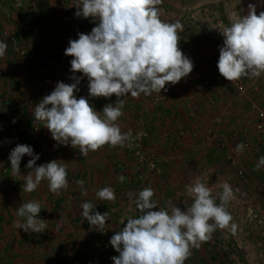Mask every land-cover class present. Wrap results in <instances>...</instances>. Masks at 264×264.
Here are the masks:
<instances>
[{"label": "crops", "instance_id": "obj_1", "mask_svg": "<svg viewBox=\"0 0 264 264\" xmlns=\"http://www.w3.org/2000/svg\"><path fill=\"white\" fill-rule=\"evenodd\" d=\"M1 1L0 41L8 47L0 57V168L10 164L9 143L16 140L20 144L24 137L29 141L27 132L32 126L39 127L41 138L35 148L38 142L40 147L52 139L43 122L29 115H33L34 107L45 96L44 91H53L58 82L70 84L75 82L71 79L73 75L80 77L79 90L74 94L77 98H87L98 112H102L105 105L117 102L115 95L110 98L89 96L87 77L72 73L73 57L64 54L70 39H78L79 33H90L98 23L94 20L86 30L68 25L67 17L76 16L78 0H27L20 9L13 7V0ZM250 3L256 5L257 14L264 11V0H161L157 6L160 19L183 26L179 32V48L193 62V71L175 85L166 84V90L162 89L161 93L122 97L125 100L123 115L116 122L122 133L147 131L145 147L157 155L158 170L150 173L137 168L123 146L105 145L86 156L70 144L65 146L56 160L67 167L66 190L54 194L49 190L48 181L43 180L31 193L8 197L0 193L2 264H114L111 258L119 253L101 246L98 228L90 226L81 215L82 203H92L93 214L107 212L104 227L112 237L122 230V220L142 214L130 201L129 193L138 195L139 191L150 187L160 208L167 210L171 202L183 211L190 206L185 202L192 203L186 185L201 178V172L224 168L226 163L232 169L242 168L245 174L253 170L249 164L257 161L246 155L250 152L238 151L237 145L244 141H249L252 148L263 144V136L254 129L255 116L250 107L264 105V74L258 78L244 76L233 82L222 77L217 63L223 36L216 28L221 22L230 25L231 15H246ZM193 16L196 21L192 29L189 25ZM22 23L39 28L40 37L19 32ZM5 29L17 32L27 51L25 58L12 52L3 35ZM57 52L55 63L47 67L42 61ZM241 84L245 86L243 92L238 91L237 86ZM26 100L29 105L17 110L16 105ZM17 111L26 115H17ZM26 145L32 147L31 143ZM262 147L264 150V144ZM39 159L48 163L41 153ZM27 162L25 155L20 163V170L24 171L18 177L11 167L7 175L0 177V191L3 184L13 185L15 180L22 190L24 176L28 174ZM263 173L264 170L258 174L263 176ZM120 176L124 177L123 182L118 179ZM80 180L84 181L83 187L77 183ZM214 180L219 181V177ZM103 187L114 190V201L99 200L96 192ZM29 201L41 205L38 218L47 224L44 232H25L15 227L16 209Z\"/></svg>", "mask_w": 264, "mask_h": 264}, {"label": "clouds", "instance_id": "obj_2", "mask_svg": "<svg viewBox=\"0 0 264 264\" xmlns=\"http://www.w3.org/2000/svg\"><path fill=\"white\" fill-rule=\"evenodd\" d=\"M161 0H78L75 15L98 20L88 34L79 33L78 39H70L65 55L70 61L72 73H82L88 79V94L91 97H117V102L104 106L98 112L88 99L74 94L78 91L80 77L73 75L74 83L58 82L54 90L36 104L35 121L43 122L58 144L78 148L82 156L97 151L105 145L123 146L129 133H122L116 123L123 115L125 100L131 95L161 93L166 84H177L193 71V62L179 48V22L168 23L160 19ZM230 25L221 22L216 28L223 36L217 68L222 77L233 82L244 76L258 78L264 74V11L256 12V5H248L243 16L231 15ZM7 44L0 41V57ZM15 122V121H13ZM244 145H237L243 151ZM27 155L22 191H35L43 180L49 190L59 195L68 187V172L65 164L52 160L36 166L39 155L33 148L18 144L10 151V167L20 174V163ZM264 165V156L257 163V170ZM120 182L124 177H118ZM77 183L83 187L84 181ZM186 193L192 198L190 206L181 210L169 202L168 209L159 207L154 199V190L145 187L138 195L129 193L139 217L129 216L122 230L110 238V244L119 253L111 259L114 264H185L192 248L211 238L217 229L229 227L233 219L227 204L234 199V192L227 182L219 193L220 203L212 189L197 177L186 185ZM101 201H114L115 192L103 187L96 192ZM135 196V199L132 198ZM82 217L90 226L103 229L107 212L93 214L92 203L81 204ZM159 208V210H153ZM131 211V209H129ZM40 203L29 201L16 209L15 227L25 232L41 233L47 228L38 218ZM123 223V220H122ZM233 231L235 224H231Z\"/></svg>", "mask_w": 264, "mask_h": 264}, {"label": "rangeland", "instance_id": "obj_3", "mask_svg": "<svg viewBox=\"0 0 264 264\" xmlns=\"http://www.w3.org/2000/svg\"><path fill=\"white\" fill-rule=\"evenodd\" d=\"M195 21V17H191V23L189 25L190 28H195ZM24 102H27V100L22 101L21 103ZM28 105L29 102H27V105L25 106L18 104L16 107L19 106L17 110H24ZM16 107H14V109ZM15 110H13V112H15ZM19 113L20 111H17V115H26L24 112ZM31 114L32 113H30L29 116L33 117ZM27 134L30 138L32 135L31 129H29ZM39 135V132L34 134L36 137L35 144L41 139ZM11 139L14 138L12 137ZM53 141L54 140L51 139L49 142L44 143L47 144ZM259 141L261 142L262 140ZM262 142L264 144V137ZM16 143L19 144L16 140L9 143L11 150L15 148L14 146H16ZM38 143L40 144V142ZM35 144L32 145L33 152H36L40 156L41 151L39 144L38 148H35ZM259 144L260 143H258L257 146L258 152L251 151L249 154H246L253 157L257 163L259 161L258 156H264L263 147ZM31 158L32 157L28 156V160ZM224 161L227 162L226 159ZM46 163L42 159H38L36 161V166ZM257 163L249 164V167L253 168V170L248 171L246 174L242 168H229L228 163L225 164L224 168H209V170H206L204 173L201 172V178H199L203 181V183L211 187L212 194L216 197L217 204L220 203L219 193L222 192V184L227 182L232 187L234 199H232L226 207L233 217L231 224H235L236 229L233 231L231 224L225 229L217 228L212 233L210 239L202 242L199 247L192 248L191 255L185 261V264H264V184L262 185V183H264V173L263 176L258 174L259 172H263L264 168L262 169V167L264 165H261L259 170H257ZM5 168L8 173L10 164H6L0 168V177L7 175V173H4ZM141 170L149 172L145 168H141ZM23 171L24 170H20V174ZM27 171L29 172L31 169L27 168ZM238 171H242L241 174H239ZM18 175L19 174H14L16 177H18ZM218 177L219 181L214 180L216 178L218 179ZM212 181H214V183ZM13 182V185L3 184L0 193L3 195L5 193L7 197L12 194L15 196L23 194L24 192L21 190L19 182L16 180ZM187 204L190 205L191 203L185 202V205ZM0 235L2 234L0 233ZM2 258L3 255H0V264H2V261L4 260V258Z\"/></svg>", "mask_w": 264, "mask_h": 264}, {"label": "built area", "instance_id": "obj_4", "mask_svg": "<svg viewBox=\"0 0 264 264\" xmlns=\"http://www.w3.org/2000/svg\"><path fill=\"white\" fill-rule=\"evenodd\" d=\"M27 0H13L12 5L15 9H20L24 6ZM2 4V1L0 0V5ZM93 18H83V17H77V16H68L67 17V23L71 28L74 29H80V30H86L89 29V27L93 23ZM19 32H28L31 37L38 38L40 37V29L36 26H32L26 23H22L19 26ZM3 35L7 38L9 45L11 47V50L14 54H16L19 58H25L27 56V51L24 47L21 45V41L18 38V34L16 31H12L9 29H5L3 32ZM59 55V52L54 53L51 56H46V58L42 61L45 65L50 67L52 64L55 63L56 57ZM238 91L243 92L245 89L244 85H238ZM52 92L51 89H46L44 91V95L50 94ZM160 100V99H159ZM157 99V101H159ZM155 101V103L157 102ZM27 105V102L21 103V106ZM251 111L253 112L255 116V124L254 129L257 134L264 137V105L258 106L256 104H252L250 107ZM39 132L38 126H33L31 129L32 135ZM129 138L124 142L123 148L124 150L128 151L131 154L132 160L137 168H145L149 172H156L158 170V157L154 152H150L145 147V141L148 137L146 130H137L134 132L129 133ZM182 133H179V136H181ZM244 150L247 152L253 151L252 145L249 141H244ZM224 144H221V147H224ZM263 146V144H262ZM64 145L58 144L55 140L48 144H43L40 146V151L42 156L48 160H56L58 157H60L64 151ZM227 159H230V157H227ZM5 172V170H4ZM242 171H238L239 174H241ZM127 218L123 220V225L126 223ZM97 234L100 239L101 246L103 248H113L110 244V238L111 235L109 234L108 230L103 227V229H98ZM114 249V248H113Z\"/></svg>", "mask_w": 264, "mask_h": 264}, {"label": "trees", "instance_id": "obj_5", "mask_svg": "<svg viewBox=\"0 0 264 264\" xmlns=\"http://www.w3.org/2000/svg\"><path fill=\"white\" fill-rule=\"evenodd\" d=\"M33 127V126H32ZM32 127L30 129H32ZM35 139L36 137L34 135H31L30 138H29V141L26 140V138H22L21 139V143L23 144H26V143H31V145L35 144ZM254 151V150H253ZM4 173H7V170L5 169V172ZM115 251V250H114Z\"/></svg>", "mask_w": 264, "mask_h": 264}]
</instances>
